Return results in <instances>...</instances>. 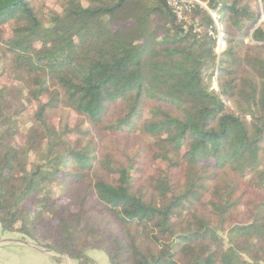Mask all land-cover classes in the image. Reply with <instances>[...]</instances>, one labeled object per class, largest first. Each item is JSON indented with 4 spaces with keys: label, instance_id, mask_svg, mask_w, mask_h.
Wrapping results in <instances>:
<instances>
[{
    "label": "trees",
    "instance_id": "1",
    "mask_svg": "<svg viewBox=\"0 0 264 264\" xmlns=\"http://www.w3.org/2000/svg\"><path fill=\"white\" fill-rule=\"evenodd\" d=\"M198 1L219 52L196 3L0 0L3 231L73 264H264V0Z\"/></svg>",
    "mask_w": 264,
    "mask_h": 264
},
{
    "label": "crops",
    "instance_id": "2",
    "mask_svg": "<svg viewBox=\"0 0 264 264\" xmlns=\"http://www.w3.org/2000/svg\"><path fill=\"white\" fill-rule=\"evenodd\" d=\"M29 239L17 233H9L0 226V264H73L69 258L39 251ZM94 264H108L100 251L87 252Z\"/></svg>",
    "mask_w": 264,
    "mask_h": 264
},
{
    "label": "built area",
    "instance_id": "3",
    "mask_svg": "<svg viewBox=\"0 0 264 264\" xmlns=\"http://www.w3.org/2000/svg\"><path fill=\"white\" fill-rule=\"evenodd\" d=\"M262 0H258V3L261 5ZM168 5L171 7L173 13L177 16L178 19L182 18V13L187 11L189 7L193 4H199L201 5L209 14L211 20L214 23V26L216 28V31L218 33V47L219 44H223L222 39H221V27L218 22V9L217 10H210L206 7L204 3L199 2L198 0H167Z\"/></svg>",
    "mask_w": 264,
    "mask_h": 264
},
{
    "label": "rangeland",
    "instance_id": "4",
    "mask_svg": "<svg viewBox=\"0 0 264 264\" xmlns=\"http://www.w3.org/2000/svg\"><path fill=\"white\" fill-rule=\"evenodd\" d=\"M260 21H261V20H260ZM223 46H224V45L220 43V44H219V47H217L216 51L219 52V51L223 48ZM213 87H214V88H217V85H216L215 83H213ZM41 249H42V248H41ZM91 251H92V250H91ZM88 252H90V251H88ZM67 258H69V257L67 256ZM69 259H70V258H69ZM90 259H91V258H90ZM71 260H72V259H71ZM92 262H93V261H92ZM93 264H94V263H93Z\"/></svg>",
    "mask_w": 264,
    "mask_h": 264
},
{
    "label": "water",
    "instance_id": "5",
    "mask_svg": "<svg viewBox=\"0 0 264 264\" xmlns=\"http://www.w3.org/2000/svg\"><path fill=\"white\" fill-rule=\"evenodd\" d=\"M39 251H42V252H46V253H51V254H54V255H58V256H62L63 258H67V256L65 255H59L53 251H49V250H45V249H38Z\"/></svg>",
    "mask_w": 264,
    "mask_h": 264
}]
</instances>
